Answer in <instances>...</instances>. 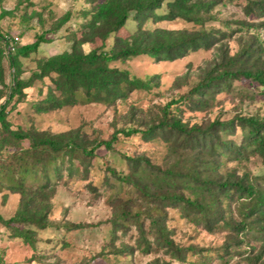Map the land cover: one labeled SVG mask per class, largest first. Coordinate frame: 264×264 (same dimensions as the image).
<instances>
[{
	"label": "rangeland",
	"instance_id": "rangeland-1",
	"mask_svg": "<svg viewBox=\"0 0 264 264\" xmlns=\"http://www.w3.org/2000/svg\"><path fill=\"white\" fill-rule=\"evenodd\" d=\"M105 1L0 0V104L17 79L28 80L44 60L70 51L71 39L80 38L87 30L84 25L92 19L93 7ZM171 1L164 0L157 14H165ZM195 2L212 6L209 12L199 9L197 14L205 18L202 22L179 14L171 19H149L143 26L186 34L216 30L218 35L223 34L219 42L182 57L158 60L141 54L110 64L128 71L130 77L150 80L149 88L133 90L112 104L89 100L82 90L74 103L37 111L46 101L54 104L58 96L52 80L56 75L51 73L35 79L22 95L8 102L6 120L12 130L50 134L74 131L82 145L93 152L78 148L59 155V171L49 168L48 177L22 174L17 156L11 153H21L29 147V141L11 140L0 125V216L7 220L22 212L28 221L10 225L0 222V264L264 263V217L258 213L245 215L251 200L235 186L218 195L220 217L211 230L191 205L180 200L175 205H159L148 201L138 187L147 186L153 193L159 188L153 179L176 168L187 175L163 183V190L175 189L192 200L206 196L208 180L229 186L243 179L264 188V159L251 147L239 149L246 131L235 125L237 120L228 131L220 132L221 146L217 133L206 131L215 144L212 150H198L200 144L186 143L175 132L149 131L158 124L164 105L172 100L178 103L169 107L168 116L180 118L188 127L198 125L203 129L208 122H227L237 115L264 117V88L247 79L204 92V96L193 94L195 100H209L203 110H194L188 99L183 100L211 66L235 54L254 36L261 41L260 63L264 66V25L256 27L264 16L249 14L246 0H187L188 5ZM137 28L130 14L119 33L127 37ZM39 37L43 41L36 51L18 53L21 46ZM112 41L113 35L107 48ZM99 44L96 39L93 44L84 43L81 49L88 52ZM13 55L16 67L10 64ZM134 129L137 132L125 133ZM3 137L11 144L2 143ZM101 140L112 142L111 147L98 146ZM19 181L22 191H16ZM121 207L126 211L124 216ZM157 217L165 228L161 232L153 226ZM162 233L181 250L179 256L164 247Z\"/></svg>",
	"mask_w": 264,
	"mask_h": 264
},
{
	"label": "trees",
	"instance_id": "trees-1",
	"mask_svg": "<svg viewBox=\"0 0 264 264\" xmlns=\"http://www.w3.org/2000/svg\"><path fill=\"white\" fill-rule=\"evenodd\" d=\"M163 1L106 0L95 5L92 10L94 11L92 19L84 25L87 30L81 33L80 38L74 36L71 39L70 51L50 56L40 65L39 71L34 72L28 80L17 79L14 82V85L10 87L7 98L0 104V125L7 132L8 137H11V140L27 138L29 141V147L21 150V153H11L17 156L15 157L18 162L17 168L22 174L27 173L36 176L37 173H41L48 177L47 171L49 168L59 171V166L56 162L59 155L71 154L78 148L87 153L93 152V149L87 150V146L82 145V140L77 139L74 131L50 134L48 132H34L31 129L12 130L10 128V124L6 120L8 102L15 95H22L24 93L23 89L32 85L35 79L50 76L51 73H54L56 76L52 80L55 89L59 92L58 96L54 98L56 104L51 105V101H46V104L42 103L43 107H37V111H47L65 104L74 103L77 96L82 94V90H84L85 97L89 100L112 104L117 99H124L133 90L150 87V80L130 77L128 71L110 66L112 62L124 61L141 54L153 56L158 60L182 57L197 48H208L223 38V34L218 35V31L210 29L199 33L186 34L184 32L172 33L157 28H145L143 25L149 19H171L179 14L188 17V20L192 19L196 22H202L205 18L197 14L199 9L202 8L205 12H209L212 7L204 2H195L188 5L187 0H173L167 2L168 7L165 14H157L156 10L162 6ZM246 1V8L249 14L254 12L256 18L264 16V2L259 0ZM130 14H133V19L137 21L138 28L130 36L123 37L119 31L125 27ZM241 23L245 24L244 22ZM263 25L264 21L259 22L256 27H262ZM247 27L250 28L251 26L247 25ZM112 35V44L107 48L108 40ZM96 39H99L100 44L98 46L92 47L88 52H84L81 49L84 43L93 44ZM41 41H43V38L39 37L36 41L21 46L17 51L27 55L29 52L36 51ZM262 53L261 41L258 36H254L252 42L242 45L235 54L211 66L207 73L189 90L186 97H183V100L188 99L192 109L203 110L209 100L207 98L195 100L193 94L204 96V92L210 93L222 87H229L233 81L240 79H247L251 83L264 88V66L260 63ZM252 58L254 60L251 62ZM10 64L14 67L18 64L14 55L10 56ZM174 103L176 104L178 101L172 100L164 105L158 124L151 126L149 131L175 132L186 143L200 144V146H197L198 150H206L207 148L212 150L215 144L210 140V133L206 131L210 130L217 133L216 136H218L221 146L223 141L221 140L220 132L228 131V128H231L237 120L235 125L246 131L244 142L239 146V149L246 150L251 147L252 152L254 150V153L259 154L264 159V117L259 115H237L227 122H220L219 120L208 122L207 127L203 129L198 125L188 127L180 118L168 116V109ZM135 132H137L136 129L125 131L127 135ZM154 135L157 134L155 133ZM1 140L4 144H11L10 139L6 137L1 138ZM111 143L110 141L101 140L97 145L111 147ZM212 155L213 153L210 154V156ZM163 174L165 175L156 180L155 178L153 179V182L159 185V188L153 193L147 186H138L142 190L141 193L144 197L148 201L158 202L162 206L175 205L178 200L191 205L197 211L196 213L199 214V220L204 221L208 230L212 229V226L220 217L217 211L220 203L218 195H225L226 191H228L227 189L231 186H235L237 190L250 198L251 202L247 203L246 216L258 213L259 216L264 217V188H258L249 181L245 182L243 179H239L227 186L223 182L208 180L204 186V195L207 197L203 196L192 200L175 189L166 191L162 187L163 183L168 184L175 181L176 177L186 176L187 173L173 168L169 171L166 170ZM189 174L190 172H188ZM194 179L199 181L198 175H194ZM17 185L16 191H22V182H17ZM120 212L123 216L126 214L125 209L122 207ZM0 222L10 225L13 222L24 224L28 221L22 212H17L7 220L0 216ZM36 223L40 224L38 221ZM153 226H156L157 232L165 229L160 217L153 219ZM161 236L165 242L164 247L179 256L181 250L174 244L173 240L166 236L165 233H162Z\"/></svg>",
	"mask_w": 264,
	"mask_h": 264
}]
</instances>
